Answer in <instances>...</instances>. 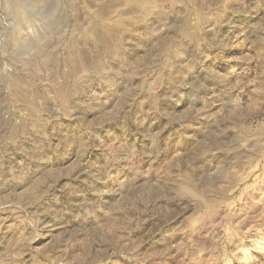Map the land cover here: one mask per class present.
Here are the masks:
<instances>
[{
  "label": "rangeland",
  "instance_id": "rangeland-1",
  "mask_svg": "<svg viewBox=\"0 0 264 264\" xmlns=\"http://www.w3.org/2000/svg\"><path fill=\"white\" fill-rule=\"evenodd\" d=\"M0 264H264V0H0Z\"/></svg>",
  "mask_w": 264,
  "mask_h": 264
}]
</instances>
